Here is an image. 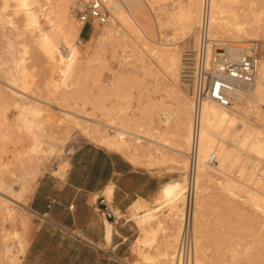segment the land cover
I'll return each instance as SVG.
<instances>
[{
  "label": "rangeland",
  "instance_id": "obj_1",
  "mask_svg": "<svg viewBox=\"0 0 264 264\" xmlns=\"http://www.w3.org/2000/svg\"><path fill=\"white\" fill-rule=\"evenodd\" d=\"M74 2L70 11L74 26L79 27L80 25L74 16ZM145 2L142 4L146 8L144 12L148 22L151 21L149 26H145V31L147 29L148 31L146 32L149 35L153 33L154 35L145 36V32H138L137 28H132L130 23H128L129 21H126L129 20L127 16L131 12L135 13L139 8L134 9V11L130 10V7L126 4H123L122 11L126 20L120 25V33L116 38L99 39L101 28L108 24L109 18L105 24H92L91 27L85 29L84 33L80 31L79 37L74 40L79 54L77 59L70 63L67 60L61 61L59 59V48L57 47L60 46V43L57 42L59 39L57 29L43 17L42 11L36 10L39 23L32 27V32L36 33L39 29L53 32V59L47 57L42 48L31 42L27 36L21 34L18 36L17 32L15 33V26H19L22 23L21 13L15 14L16 12L9 8L0 15V172L8 174V170H12L18 165V152L28 147L31 140V132L34 129V127L30 128L28 125L30 120H34V112L29 110V108L24 110L21 106H17L18 104L15 105L14 101H18V99L13 94L25 98L31 105L35 104V106H38L37 108L42 112L41 114L38 112L39 119L57 118L63 117V115L68 117L66 121L69 122L67 123L69 139L64 143L63 153L55 154L45 161L44 170L37 178V182L43 175L49 173L62 177L64 169L56 173L53 170H59L61 160L68 158L80 146L94 144L103 148L90 141L87 137L92 127L98 126L101 131L107 129L110 131L111 129L106 124L113 121L110 124L116 125L127 132L123 130L127 148L132 149L131 152H136L139 144L143 145L141 146L143 150H147L146 147L150 145V142L145 141L143 136H150L148 134L144 135L146 132L156 130L161 134H165L173 130L175 108L171 103L170 97H172V94L170 91L165 90L166 81L164 76H162L164 71L161 72V75L159 72L157 74L154 73L164 70L162 66H157L159 63L154 59L156 58L154 51L158 47L154 48V46H160L159 43L162 42L160 38L165 37V35L168 38L171 37L167 42L173 41L172 37L176 36L174 47L176 46L177 50L182 52L186 39L183 40V37L178 32L173 34L175 33V28L173 29L172 27L174 24H169L168 22H170V11L174 12L177 6L184 5L186 2L185 0ZM160 2L165 4L163 8H160L162 6ZM199 2L201 4V0ZM222 6L225 8L232 7L237 10L241 14L239 20L244 22L243 28L249 30L248 28L252 29L254 27L253 15L260 10H264V0H222ZM8 16L9 20H7ZM210 27L213 36L227 44L246 46L250 40L259 41L260 59L264 56V33L262 31L254 32V35L248 40V37L243 34L235 33V28L232 29L233 26H231L232 28L226 27L228 31H226L224 26L214 28L210 25ZM189 29L186 30V33ZM88 38H91L89 42H87ZM152 39L154 42H152ZM145 45H147L146 48H149H143ZM151 46L155 49L151 50V55L154 58L149 53ZM19 72L22 73L18 74ZM17 74H24L26 76L24 81L17 80L15 77ZM249 100L250 98L244 101H248L246 102V105L249 104L247 107H245L244 103L236 107L235 114H237L235 117L238 121H247L245 123L249 128L256 127L264 134V110L257 107L258 103ZM104 105L108 108L105 109ZM164 113H169L170 117H166L167 115L165 116ZM172 114L174 115L171 117ZM132 116L137 117L136 122L129 121V117ZM149 118L154 122L150 129L144 130L138 126V124L145 125ZM247 118L252 119L249 120ZM71 120L78 122L79 125H73ZM45 123L49 124V122ZM133 130L134 133H131ZM135 135L141 137V140L135 138L137 137ZM136 140L140 142L137 143ZM231 142L227 143L229 148L234 147ZM127 154L120 155L128 159ZM248 154H246L247 157L244 152L240 151L238 160L234 161L228 170L223 169V172L215 171L210 166L204 169L205 171L208 170V180L205 187L207 190L203 194H201L202 192L196 193L195 199L196 207L198 202H203L201 211L197 214L199 219L198 233L193 235L194 259L198 262L200 261L199 263L195 261L197 264H264V211L255 206V204L258 205L260 203L258 200L264 199V178H262L264 174L258 175L259 171H264V161H259L264 160V157H254ZM176 155L178 160L184 161V169H178L177 163L170 159L159 162L155 158L147 160L143 156L139 158L143 162L132 166L155 172L159 176H165V182L176 177L185 178L187 158L185 155ZM215 159H217V156ZM255 162L259 163L256 164ZM239 168H241V171L238 172ZM225 172L231 175L233 181L236 180V182L234 181L236 186L232 190L235 195L228 194L227 191L218 185L229 178ZM37 182L33 186H36ZM33 190L20 203L5 202L11 209L10 218L7 214L2 215L0 213V228H5L11 233L17 232L18 236L25 237L27 241L26 247L37 227V220H34V216L28 210V201ZM91 199L95 201L97 197L92 195ZM163 199L159 192L154 199L147 201L146 207H161L149 225H147L148 232L140 229L135 221H129L135 233L127 243L128 249L124 252L125 255L113 258H104L102 256V262L104 260L111 262L114 260V264H123V262L126 264H167L166 256L163 253L167 251L168 247L167 244L164 247L163 242L167 240L169 235L171 236L168 238L170 242L166 241V243L174 244L171 249L172 254H174L179 234L176 236L175 229L168 230L170 220L175 219L172 216V212H170L169 205L165 206L166 201ZM227 201L231 203V206L238 209H228L226 207ZM196 207L194 209L195 216ZM116 215L128 220L130 218L129 208L125 215L120 212ZM24 217H26V220H24ZM102 219L104 220V218ZM179 224L180 222L178 221V226ZM152 228L156 229L154 236ZM172 235H175V237ZM18 236H12L10 240L6 241V243L11 242L14 244L12 247L13 251H16L19 247ZM197 237H200V239L198 244H195ZM141 239L142 241H140ZM136 240L141 243H134ZM0 247H2L1 241ZM142 252L143 255L150 258L149 262H146L140 255ZM173 261L174 258L172 259V264H174Z\"/></svg>",
  "mask_w": 264,
  "mask_h": 264
},
{
  "label": "bare ground",
  "instance_id": "obj_2",
  "mask_svg": "<svg viewBox=\"0 0 264 264\" xmlns=\"http://www.w3.org/2000/svg\"><path fill=\"white\" fill-rule=\"evenodd\" d=\"M76 1L77 0H75V2ZM144 1H146L145 3L147 2L150 3L151 1H158V0H105L107 8L109 10V22L107 25L101 28L99 39L100 40L115 39L116 36L120 33V25L122 24V22H125L126 20V18L124 17V13L122 11L123 4H126L128 7H130V10L139 8V10L136 11L135 13L131 12L130 15L127 16L129 20L126 21L127 22L129 21L128 23H130V26L132 28H137L138 32H142V33L145 32L146 34L145 36L149 35L146 32L148 30L146 29L145 31V26L146 27L149 26V23H151V21L148 22L146 13L144 12L146 9L144 8L145 5H142L144 4ZM73 2L74 0H0V15H2L3 12L9 8H12L14 12H16L15 14L21 13L22 23L19 26H15L16 27V29L14 30L15 33L17 32L18 36L20 34L27 36L31 42H34L40 48H42V50L45 52L47 57L53 59L54 58L53 49H52L53 37H54L53 32L46 31L44 29L41 30L39 29L36 33L32 32L33 31L32 27L35 24L39 23L38 16L36 15V10L38 9L42 11L43 17L47 19L48 22H51L57 29L58 37H59L57 42L60 43V46L58 45L59 47H57L56 45V47L59 48L58 49L59 59L61 61L67 60V62L70 63L76 60L78 57L79 50L77 49L74 40L79 37V33L81 31V27L80 26L75 27L72 21L70 9ZM162 2H160V5H162L160 8H163V6L165 5ZM185 2L186 3L184 5L177 6V9H175L174 12L170 11V18H169L170 22H168L166 18H164V20H166V22H168L169 24H174L175 27L174 26L172 27L173 29L175 28V33L173 34H176V32H178L180 36L183 37V40L186 39L182 52L181 50L178 51L176 46L174 47L175 45L174 40L176 39V36L172 37L173 41L167 42V40L168 39L170 40L171 37L168 38L166 35L165 37L160 38L162 42L160 43L157 42L160 44V46L159 45L154 46V48L158 46L156 50L151 46L152 48H150L149 51L151 55V50H155L154 52L156 54L155 56L156 58H154L153 55H151V57L156 59V62L160 64V65L158 64L157 66L159 67L162 66V69H164V70L156 71L154 73L157 74L159 72V74L161 75V72L164 71L162 73V76H164V79L166 81L165 90L170 91V93L172 94V97H170L171 103L175 108V116H174L175 118H173L175 119V125L173 130L165 134L164 133L161 134L155 129H154L155 131L152 132L148 131L145 134L143 132L144 135L148 134L150 136V137L143 136V139L147 142H150V145L146 147L147 150H143L141 147L143 145L139 144L138 147L135 146L137 147L136 148L137 151L131 152L132 149H128L126 145V140L124 136L125 134H123L124 129L122 128L120 129L118 126L116 125L114 126L110 124L113 121L106 124V126H108V128L111 129L110 131L109 129L101 131V129L98 126L92 128L89 127L90 130L87 137L90 139V141L95 142L99 146H102L108 150L116 151L122 155L128 153L127 154L128 159L126 160H128V162H130L132 165H138L140 164V162H143L139 159L141 156H143L146 157L147 160H152L153 158H155L159 162H164L167 159H170L171 161L177 163L178 169H184L185 167L184 161L178 160L177 159L178 156L176 154L186 156L191 143L192 111H193V104L191 97L192 94L191 80H192L193 66H192V57H190V51L192 50V47L196 43V28L199 23V15H200L199 0H185ZM240 17L241 14H239V12L234 8L223 7L222 0H211L210 25H212L214 28H221L222 26H224L226 31H228L226 27L233 26V28L232 27L231 28L232 29L235 28L236 31L235 33L243 34L245 37H248V40L251 39L250 37L254 35V32L256 31H262V33H264V10H260L253 15L254 27L252 29L248 28L249 30H245V28H243L244 22L239 20ZM7 20H9V16ZM190 27L191 29H189ZM187 29L189 30L186 33ZM152 35H154V33ZM90 40L91 38H88L87 42H89ZM152 42H154V40ZM146 46L147 45H145V47L143 48H146ZM241 46L232 45V44L225 45L226 51L228 52L231 58L237 57L238 51L240 50ZM148 48L149 47H147L146 49ZM22 69L21 71L24 70ZM20 73L22 72H19L18 74ZM18 74L15 76L16 79L24 81L26 76L24 74L23 75H18ZM12 92L17 93L14 91ZM13 96H15L18 99V101L16 100L14 101L15 105L18 104L17 106L19 107L21 106L22 109L24 110L29 108V110L34 112V116H33L34 120L29 119L30 121L28 122L29 127L30 128L34 127V129L31 132V140L28 147L18 152V156H17V161L19 162L18 165H16L14 169L8 170L9 171L8 174H5L6 172L5 173L0 172V209H1L0 213L2 215L7 214L9 218H10L11 209L9 206L5 204V202L20 203L22 200H24L25 197L33 190V187L35 186V185L33 186V184L37 182V178L42 174L44 170L45 161L55 154L63 153L64 143L66 140L69 139V131L67 128L68 126L67 123L69 122L66 121L68 120V117H66V115L57 118L48 117L47 119L46 118L39 119L40 116L38 112L40 111L37 108L38 106H35V104L33 105L29 104V102L23 97L16 96L15 94H13ZM248 98H250V100H252L253 102L258 103L257 107L260 108L261 110H264V56H262V58L259 61V66L254 81L250 84H243L237 87L232 93L230 105L219 106L212 100L203 101V103L201 104L200 128L198 134V140H199L198 169H197V182H196L198 194L201 192H202L201 194L206 193L207 190L205 189V187H206V182L208 180L207 179L208 170L205 171L204 170L205 167L210 166L215 171L217 170L220 172H223V169L228 170L230 165H232L234 161L238 160L240 151L244 152L245 155L249 153L248 155H252L254 157H264V134H262V132H260L256 127L249 128V126L246 124L247 121H245L246 123L244 121H238L235 117L237 114V113L235 114L236 107L240 106V104L242 105L243 103L246 105V102L248 101L246 102L244 101ZM247 105L245 107H247ZM103 107L105 109L108 108L106 105H104ZM41 113L42 112H40V114ZM164 114L165 116L167 115L166 117L168 116L170 117L169 113L168 114L164 113ZM173 115L174 114H172L171 117ZM254 117L257 118L256 115H254ZM243 118L245 117L243 116ZM129 121L136 122L137 117H133V116L129 117ZM45 122H49L50 126L48 123ZM71 122L73 123V125H77V124L79 125L78 122L72 120ZM152 124H154V122L149 118V121L145 125L138 124V126L146 130V129H150L153 126ZM124 132L126 131L124 130ZM131 133H134V130ZM135 138H139V140H141L140 139L141 137L137 136ZM139 140H136V142L139 143L140 142ZM231 141H235V142H231ZM230 142L233 143L232 144L234 146L233 148L228 147L227 143ZM127 143L129 142L127 141ZM210 156H214V158L217 156V159H215V161L209 164L207 160L208 158H210ZM259 161H264V160H259ZM255 163L257 164L259 162H255ZM66 166H67V158H64L59 163V170L57 171L53 170V172L56 173L58 171H62L63 169H65ZM239 171H241V168H239L238 172ZM227 175L229 178L226 179L224 182L223 181L220 182L218 185L219 187L221 186L222 189L227 191L228 194L235 195V193L233 194L232 190L236 186L234 183V181L236 182V180L233 181L229 173ZM184 186H185V178L176 177V178H172L169 181H166L162 185L159 191L161 197L164 198L163 200L166 201L165 206L169 205L170 212H172V216L175 219V220L172 219L170 220V226L168 227V230L171 231L172 229H175L176 236H178V234L180 233V224L178 226V221L180 222L181 219V213H182L181 204L184 201V197H183ZM102 195L106 197L108 202H110L112 198V185L107 186L102 191ZM97 196L98 194H96V197ZM195 199H194V209L196 207ZM255 199L258 200L257 198ZM248 200L250 201V199ZM258 201L260 203L258 205L254 203L255 206L259 207L262 211H264V199L261 198ZM202 204L203 202L200 203L198 202V206L196 207L197 208L196 216L194 215L195 211H193V220H192V227L194 231L193 235L198 233L197 229H198L199 219L197 217V214L200 213ZM146 205H147L146 200H143L141 198H137L136 200H134L128 207L130 218L127 221H131V220L135 221L140 227V229L144 230L145 232H148L147 225H149L150 221L154 218L156 212L161 207L158 206L146 207ZM226 207L228 209H233V210L238 209L237 207L231 206V203L228 201L226 202ZM257 207H253V208H257ZM118 213L119 211L115 212V214ZM24 220H26V217H24ZM103 223H104L105 239L108 243H110L111 235H112V225L106 219L103 221ZM152 233L153 236L156 234L155 228H152ZM11 235L14 237L18 236L17 232L11 233L5 228H0V241L2 242V247H0V264H20V259L24 253L25 245L27 241L25 237L18 236L17 240L19 247L16 251H13L12 247L14 244H12L11 242L6 243L8 239L10 240L12 238ZM172 236L175 237V235ZM169 237L171 236L169 235ZM169 237H167V240H164V242L162 241L164 243V247L166 246V244L168 247L167 251H164L163 255L166 256L165 260L167 264H172L173 258H174L173 263L175 264V255L172 254V250H171L174 244L172 245L168 244L170 242L168 240ZM199 239L200 237L199 238L197 237L195 239V244H198ZM140 241H142V239ZM166 241L169 242L166 243ZM136 242H138V240H136L134 243ZM138 251L140 252V250ZM140 255L143 257V259L146 262H149L150 258L146 255H143V252L140 253ZM194 258L195 257L193 256V264H197L196 262L198 261H196V259ZM123 264L126 263L123 262Z\"/></svg>",
  "mask_w": 264,
  "mask_h": 264
},
{
  "label": "crops",
  "instance_id": "obj_3",
  "mask_svg": "<svg viewBox=\"0 0 264 264\" xmlns=\"http://www.w3.org/2000/svg\"><path fill=\"white\" fill-rule=\"evenodd\" d=\"M112 151L84 144L68 156L62 177L49 173L38 180L28 201L37 227L20 264H114V260L102 262L101 257L125 255L135 231L115 212L125 215L137 198L154 199L165 176L134 168L120 153ZM109 185L110 202L102 195ZM96 194L94 201L91 197ZM104 204L114 218L104 216ZM102 218L112 225L110 243L105 239Z\"/></svg>",
  "mask_w": 264,
  "mask_h": 264
},
{
  "label": "built area",
  "instance_id": "obj_4",
  "mask_svg": "<svg viewBox=\"0 0 264 264\" xmlns=\"http://www.w3.org/2000/svg\"><path fill=\"white\" fill-rule=\"evenodd\" d=\"M211 0H201L199 23L196 28V43L190 51L192 57V135L189 150L186 154L187 169L185 172L184 201L180 219V233L175 250V264H193V211L197 193L198 169V134L200 128V112L203 101L212 100L219 106L231 103L233 91L254 81L259 61L260 45L257 40H250L242 46L236 58H231L225 45L214 37L210 27ZM74 16L81 31L92 24H105L109 18V10L105 0H77L74 5ZM191 61V60H190ZM208 163L215 161L214 156ZM264 172L259 171L258 175ZM104 198H101L103 202ZM71 207V206H69ZM103 214L106 218L115 215L104 204Z\"/></svg>",
  "mask_w": 264,
  "mask_h": 264
}]
</instances>
